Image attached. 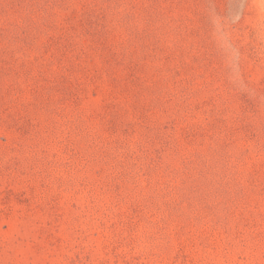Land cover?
Instances as JSON below:
<instances>
[{"label":"rangeland","instance_id":"374dc122","mask_svg":"<svg viewBox=\"0 0 264 264\" xmlns=\"http://www.w3.org/2000/svg\"><path fill=\"white\" fill-rule=\"evenodd\" d=\"M0 264H264V0H0Z\"/></svg>","mask_w":264,"mask_h":264}]
</instances>
